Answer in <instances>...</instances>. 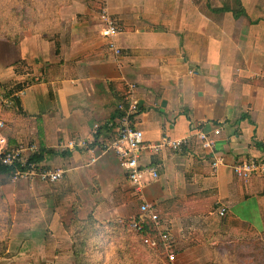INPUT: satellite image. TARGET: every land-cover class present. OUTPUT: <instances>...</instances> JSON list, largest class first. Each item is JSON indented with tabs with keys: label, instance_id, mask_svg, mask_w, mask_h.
Masks as SVG:
<instances>
[{
	"label": "crops",
	"instance_id": "obj_1",
	"mask_svg": "<svg viewBox=\"0 0 264 264\" xmlns=\"http://www.w3.org/2000/svg\"><path fill=\"white\" fill-rule=\"evenodd\" d=\"M102 2L67 0L46 28L23 31L16 44L0 40V138L36 144L47 152L42 170L63 171L21 190L31 213L12 237V263L73 264L63 228L73 210L120 222L143 203L170 234L177 263L222 262L221 246L264 233V175L233 173L264 163V0H226L243 8L237 19L212 11L221 0H106L118 56L103 35ZM130 85L138 104L130 124L146 142H188L142 157L157 177L144 172L139 192L105 149ZM216 129L215 149L203 150L196 134Z\"/></svg>",
	"mask_w": 264,
	"mask_h": 264
},
{
	"label": "built area",
	"instance_id": "obj_2",
	"mask_svg": "<svg viewBox=\"0 0 264 264\" xmlns=\"http://www.w3.org/2000/svg\"><path fill=\"white\" fill-rule=\"evenodd\" d=\"M101 11L98 15L100 23L103 25V35L107 39L108 48L115 56L120 54L119 48L116 47L115 37L118 34V28L115 20L106 11V0H102ZM133 85L128 86V93L125 96V109L120 105L118 108L123 112V116L118 120L117 136L106 146V150H111L117 156L121 168L125 171L127 180L135 192H139L142 185V175L144 172L149 173L152 178L157 174L151 166H144L141 163L145 154H158L162 148H169L172 151H179L182 145H186L187 140L171 141L163 139L160 144L146 142L142 131L134 128L130 124L131 116L138 112V104L133 98ZM2 124L0 123V128ZM97 127V126H95ZM219 130H213L211 133L200 131L196 134L201 148L206 151H213L216 146ZM83 146V144H80ZM38 151L36 144L20 143L14 147H8L7 141L0 138V163L4 166L12 167L17 164L22 168L15 171L12 175L14 179L21 178L30 181L37 180L44 183H55L60 180L63 171H46L42 170L40 163H28V157ZM219 161L212 164L213 167ZM233 173L237 178L247 179L252 175H264V163L260 161H246L233 167ZM219 215H224V209L219 211ZM140 221H131L129 228L135 233L142 229V223L148 222L154 231H156L158 240L161 244L162 253L169 264H174L176 255L173 249V242L170 234L161 229L160 220L153 208L146 203L139 206ZM151 248L156 247L153 239L146 240Z\"/></svg>",
	"mask_w": 264,
	"mask_h": 264
},
{
	"label": "trees",
	"instance_id": "obj_3",
	"mask_svg": "<svg viewBox=\"0 0 264 264\" xmlns=\"http://www.w3.org/2000/svg\"><path fill=\"white\" fill-rule=\"evenodd\" d=\"M45 1L50 3L48 5V7L50 6V13L47 15L42 14L43 11L40 10L42 5H39V3L42 2V4H44ZM42 2L41 0H20L19 7L15 9V13L9 14L10 20L16 19L15 27L17 31L7 35L3 33L0 34V40H6L16 44L19 42L20 35L23 31L27 29L37 30L46 28L49 25L48 22L52 18V14H54L60 5L67 3V0H43ZM221 2L222 7L212 11L216 13L231 11L233 17L236 19L245 16L244 10L239 2L235 3V7L232 10L226 0H221ZM4 20L6 19L4 18ZM21 88V86L17 87V89ZM125 107L126 106L123 105V109H125ZM117 111L118 117L116 120H119L123 116V112L119 110V108H117ZM46 153L47 152L43 150V148H38L36 153L28 157V163L42 162ZM16 169L19 170L22 168L18 164L8 167L0 163V177L9 178L15 173ZM72 212L73 217L67 224L63 225V228L72 244L71 255L73 264H103L102 257L105 256L104 245L106 238H113L115 235L118 236L119 243L121 244V248H118L117 252L122 257L131 260V264H141L140 260L135 259L134 255L136 252L138 254L140 253V251H138L139 249L145 250V253L158 264H169L162 253L157 233L148 222H143L141 231L132 234L129 232L130 230L127 228L126 224L118 225L114 221L99 222L91 215H88L85 219H79L76 216V211L73 210ZM140 220H142V218L137 215L133 217L132 220L127 221L130 223L131 221ZM149 239L155 240V248H151L148 245L146 240ZM220 249L225 256V260H222V263L225 261V263L229 262L230 264H264V233L261 239L236 243L232 242L231 244L221 246ZM4 250L5 248L0 249V257L4 256Z\"/></svg>",
	"mask_w": 264,
	"mask_h": 264
},
{
	"label": "rangeland",
	"instance_id": "obj_4",
	"mask_svg": "<svg viewBox=\"0 0 264 264\" xmlns=\"http://www.w3.org/2000/svg\"><path fill=\"white\" fill-rule=\"evenodd\" d=\"M20 0H0V34H12L16 30L15 20H10V13H15V9L19 7ZM43 0H41L42 2ZM43 3V2H42ZM40 10L42 14L47 15L50 13V4L48 1H45ZM4 18L6 20H4ZM16 146V145H15ZM9 147V146H8ZM14 147V146H13ZM30 180L17 178L14 179L13 176L9 178L0 177V249L5 248L4 256L0 257V262H6L4 264H13L12 261L14 257L17 256L19 250L14 249L15 243L12 241V237L15 240L18 239L20 234L23 231L24 225L29 223L26 213L27 210L22 208L24 199L21 198V190L27 186H30ZM31 215V214H30ZM139 215V211L138 214ZM116 224H126L127 228L132 234L135 232L129 228V221H114ZM105 256L102 257L103 264H131V260L124 258L117 252L118 248H121L119 243V238L117 235L115 237L106 238L104 245ZM140 253H134L135 259L140 260L141 264H158L153 258L149 257L145 253V250L139 249ZM188 260H178V263L174 264H187ZM190 261V260H189ZM193 261V260H191ZM207 261V262H206ZM217 264H230L229 262L222 263L220 260H217ZM206 262V263H205ZM196 263V262H194ZM205 264H215L213 259L205 260Z\"/></svg>",
	"mask_w": 264,
	"mask_h": 264
}]
</instances>
